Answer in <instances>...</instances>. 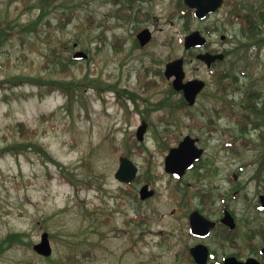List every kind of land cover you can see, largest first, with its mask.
I'll list each match as a JSON object with an SVG mask.
<instances>
[{"label":"rangeland","instance_id":"obj_1","mask_svg":"<svg viewBox=\"0 0 264 264\" xmlns=\"http://www.w3.org/2000/svg\"><path fill=\"white\" fill-rule=\"evenodd\" d=\"M176 1L156 2L149 9L156 19L154 24L151 22L156 40L144 54L148 59L132 60L126 59L127 54L114 43L121 29L113 18L115 7L109 0H0V148L24 141L15 127L23 123L36 131L35 137L27 141L42 146L61 166L30 147L18 156L0 159V243L10 234H21L25 241L24 245L0 249V264H68L71 256L78 261L76 264L135 263L138 251L131 246L135 234L132 224L126 222L133 214L134 202L122 195L113 175L121 156L144 172V167H152V183L159 189L153 202H163L170 195L169 178L163 172L168 149L154 138L152 129L145 135L143 147L135 145L134 133L141 118L131 104L127 103V111L120 104L115 105L112 92L100 94L87 86L70 101L53 87L14 86L9 81L63 78L46 56L54 51L65 59L81 50L89 52L88 58L70 64L73 79L84 84L92 80L118 83L119 87L140 93L137 82L142 63H161L182 52V20L178 13L171 17ZM251 8L264 9V0H224L219 13L203 23L192 22L190 29L202 33L204 28L215 27L209 41L218 44L222 51H234L239 42L248 40L242 36L241 25L237 21L230 25L227 19L237 11L249 12ZM40 13L43 17L38 19ZM220 36L226 38L223 43H219ZM256 49L229 55L213 69L198 62L187 66L189 77L206 82L205 90L192 108L175 111L169 118L168 132L164 131L167 125H156L169 147L190 133L200 135L207 150L205 158L213 159L219 167L214 180L227 181L228 175L238 172L239 183L250 194L255 189L251 175L264 149L240 144L237 121L246 94L256 91L264 96V46ZM113 50H121V54H114ZM121 63L129 69V75L118 72ZM222 69L238 77V85L224 98L226 103L211 95L215 93L213 73ZM160 84L162 90L157 94L168 93L169 83ZM171 98L181 100L177 94ZM139 107L143 109L144 105ZM185 112L195 117V123L185 119ZM163 113H154L150 120L155 123L156 115ZM211 117L220 120L212 118L216 130L207 135L205 121ZM249 130L248 138L255 140L257 133ZM227 142L232 143L233 152L224 150ZM142 170L139 183L144 180ZM167 209L168 205H161L162 211ZM44 232L52 247L48 258L39 257L33 250ZM87 253L89 258L84 257ZM152 253L143 250L140 259L149 260Z\"/></svg>","mask_w":264,"mask_h":264},{"label":"flooded vegetation","instance_id":"obj_2","mask_svg":"<svg viewBox=\"0 0 264 264\" xmlns=\"http://www.w3.org/2000/svg\"><path fill=\"white\" fill-rule=\"evenodd\" d=\"M109 1L115 7L113 18L120 24L118 26L121 29L114 43L120 47L122 52L127 54L126 59L140 60L146 58L144 57L145 52L151 48L156 40L153 27L156 19L150 14L149 9L155 6L156 2L163 0ZM174 5L175 12H172L171 17L178 13L185 34L179 39L182 47L181 54L175 58L168 57L161 63L155 61L150 64L149 60L147 63H142L137 82L140 93L126 87H119L118 83L106 84L113 86L106 92L115 94V105L120 104L127 111L126 105L129 103L133 106L132 109L139 114L140 125L134 133L135 145L139 148L143 147L144 137L150 133V129L153 130L154 138L156 137L157 123L167 125L164 131L168 132V126L171 123L169 118H173L176 107L187 110L193 107H184V104L188 105L184 99V94L175 91L172 80L165 78L167 65L181 59L185 73L184 81L186 82L199 79L188 76L187 66L198 62L205 68L213 69L222 62L217 60L207 66L198 60L199 55H216L219 53L225 55L226 52L231 53L233 51V48L232 50L224 48L222 51L223 49L218 44L209 41L211 35L216 31L215 27L204 28L202 33L199 30L190 29L192 22L203 23L211 16L219 13L224 5V0L220 9L207 15L203 20L196 18L195 10L186 7L184 0H177ZM193 31H199L207 41L202 46L186 49L184 46L185 38ZM142 33L145 36L141 37ZM146 37L150 40L143 45ZM224 40L226 38L220 36L219 43H223ZM73 46L74 48L77 47L76 44ZM121 50H113V53L121 54ZM85 53L88 56L89 52L85 51ZM108 61L110 63V60ZM118 66H121L118 72L126 71L125 73L128 75L131 73L129 69L124 68V63ZM130 69L132 68L130 67ZM161 81L169 83L168 93L164 94L161 91L157 94L162 90ZM89 89L99 93L93 85H90ZM175 94L180 96V101L171 98ZM158 95L160 97L155 100ZM104 99L106 100V97ZM105 100L103 102L107 104ZM142 104L144 107L140 109L139 106ZM160 111L165 113L158 117L156 115V122L153 123L150 117ZM185 114L186 120L195 123L193 115H188L186 112ZM201 118L203 117L201 116ZM212 118L217 121L220 120V118L211 117L205 121L208 124L205 127L207 135L213 134L216 130L215 121ZM252 130L258 136L257 130ZM142 131V135L139 136L138 133ZM185 138L192 139L195 147L201 149L203 154L199 160L192 163L191 167L186 168L181 176L168 173L165 171L166 167H163L165 176L169 178L168 192H170L165 201L153 202L159 196V189L152 183L154 179L152 167H144L145 172L140 167H136V178L130 185L117 182L121 187L122 195L131 197L134 202L133 214L126 220L127 224H132L135 234L131 239V246L138 251L135 256V263L132 264H264V182L262 181L264 169L255 167L253 170L251 182L255 184V189L252 194L239 183L238 172L228 175L227 181L214 180L219 175V167L213 164V159L205 158L207 150L202 145L200 135L195 136L192 133L185 135L175 146ZM164 144L166 142L162 143V145ZM189 147H192V143H189ZM232 148L231 142L224 145L225 151L233 152ZM141 170L144 180L139 183L142 179ZM135 184L137 185L136 188L131 189V186ZM144 187L147 189L142 193ZM161 205L162 207L168 205L169 209L162 211ZM154 226H158L157 229L153 228ZM143 250L153 252L148 257L149 260L140 259ZM90 256L88 253L84 255L86 258ZM67 263L76 264L78 261L71 256L67 259ZM92 263L90 262V264Z\"/></svg>","mask_w":264,"mask_h":264},{"label":"trees","instance_id":"obj_3","mask_svg":"<svg viewBox=\"0 0 264 264\" xmlns=\"http://www.w3.org/2000/svg\"><path fill=\"white\" fill-rule=\"evenodd\" d=\"M43 17V13H40L39 18ZM238 22L241 25V33L242 36L248 40L247 42H239L237 45L238 54L240 51H244V54L248 51H252L253 48H257L260 50L264 46V9H252L249 12H241L237 11L232 15L230 23ZM257 46V47H255ZM47 61L52 64L53 70L55 72H60L63 74V78L42 81L37 78H14L9 82L14 86H22V85H32L36 87H40L42 85L53 87L55 90H59L64 93L69 100L71 101L76 92H81L82 89H85L88 84H84L83 82L77 81L72 78V71L70 68V64H74L76 61L71 57L62 58V56L56 52H52L51 56H46ZM242 59V58H241ZM67 76H71L69 80L65 79ZM213 81L215 85V93L212 95L215 99H222V103H226L225 97L232 92L236 85H238V77L236 74L229 73L228 70L222 69L221 71L215 72L213 74ZM8 82V81H7ZM98 91H104L106 89H111V86H103V85H93ZM241 113L240 119H238L237 123L239 126V131L241 133L247 130V126H251L253 128H257L260 132V144L264 148V96L261 92H250L245 95L243 101L241 103ZM215 113L219 114V112L214 108ZM16 129L19 133V137L23 142H16L5 147L0 148V159L5 158L9 155L18 156L30 147L37 153H41L45 156L50 162L55 165L60 166L59 163H56L55 160L51 159L46 150L38 145L34 141H27L30 138L35 137L36 131L33 129H29L23 123H17ZM244 141H246L244 139ZM243 146H247L246 142L242 143ZM61 167V166H60ZM258 167H264V150L262 156L259 161ZM21 234H10L8 237L3 239L0 243V249L3 250L5 248H11L14 245H24L25 241L22 238Z\"/></svg>","mask_w":264,"mask_h":264},{"label":"water","instance_id":"obj_4","mask_svg":"<svg viewBox=\"0 0 264 264\" xmlns=\"http://www.w3.org/2000/svg\"><path fill=\"white\" fill-rule=\"evenodd\" d=\"M184 3L189 8L196 10L195 15L198 19H203L206 14L216 11L221 6L222 0H184ZM140 36L143 37L145 34L142 33ZM148 41L149 39L146 37L142 44L144 45ZM204 42L205 40L199 32H193L185 38L184 46L186 49H188L196 46H202ZM85 57L86 55L82 52H78L74 55V58ZM222 58V55L204 54L198 56V59L204 61L208 66L215 60H221ZM165 76L167 78L172 76L175 77L173 86L176 90H182L184 92V97L189 105L194 104L196 95L204 88V82L200 80L188 81L185 84L182 82L184 77L182 70V60H177L168 64L166 67ZM142 133L143 131L139 132L138 135L140 136ZM189 143H192V147H189ZM200 154L201 151L194 148L193 141L189 138H185L177 148L171 149L169 154L166 156V171L181 176L184 170L190 167L192 162L200 157ZM135 173L136 166L127 158L121 157L119 168L115 173V178L120 182L130 183L134 180ZM146 189L147 187L142 188L141 192L143 193ZM33 249L41 256L48 257L51 255V247L48 241V235L46 233L41 236V242L36 244Z\"/></svg>","mask_w":264,"mask_h":264}]
</instances>
